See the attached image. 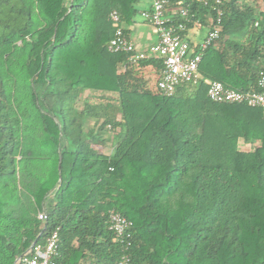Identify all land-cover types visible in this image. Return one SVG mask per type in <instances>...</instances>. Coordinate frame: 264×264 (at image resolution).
Masks as SVG:
<instances>
[{
    "label": "trees",
    "instance_id": "16d2710c",
    "mask_svg": "<svg viewBox=\"0 0 264 264\" xmlns=\"http://www.w3.org/2000/svg\"><path fill=\"white\" fill-rule=\"evenodd\" d=\"M250 1L169 0L184 33L222 14L203 79L165 95L160 58L107 48L140 0H0V264L56 228L58 264H119L110 209L131 221L129 264H264V106L213 101L204 81L257 89L264 0ZM131 64L158 70L154 89ZM87 89L116 96L78 108Z\"/></svg>",
    "mask_w": 264,
    "mask_h": 264
},
{
    "label": "built area",
    "instance_id": "2783aa9c",
    "mask_svg": "<svg viewBox=\"0 0 264 264\" xmlns=\"http://www.w3.org/2000/svg\"><path fill=\"white\" fill-rule=\"evenodd\" d=\"M204 5L220 4L221 0H198ZM169 0H151L150 9L141 11V15L147 20L154 33L155 42L146 48H139L133 39L124 33L121 27H117L107 48L111 52H125L129 61H136L143 58L156 57L162 61L160 77L157 81V88L165 95L175 92L179 84H196L203 79L199 71L201 54L219 35V24L222 11L216 9V21L205 37L200 41L197 52L191 53L190 41L185 37V24L182 21H174L166 14ZM180 4V2H179ZM178 14L186 18V9L180 7L176 10ZM176 13V12H175ZM174 13V14H175ZM112 18L117 20L113 13ZM206 83V94L209 99L216 102L245 103L249 106H264V72H260L257 81V89L253 91H240L225 86L215 79H204ZM39 219L46 218L43 212H38ZM108 229L113 234V240L123 245V254L119 264H129L130 256L128 248L129 228L131 221L114 209L107 213ZM58 255V228L50 232L42 243L33 244L24 254L20 256V264H58L55 257Z\"/></svg>",
    "mask_w": 264,
    "mask_h": 264
},
{
    "label": "crops",
    "instance_id": "0c3cea01",
    "mask_svg": "<svg viewBox=\"0 0 264 264\" xmlns=\"http://www.w3.org/2000/svg\"><path fill=\"white\" fill-rule=\"evenodd\" d=\"M151 0H140V12L139 16L133 21V23L126 26V30L133 41L137 44L139 48H146L149 44L155 42L156 34L154 33L150 23L143 18L141 15V11H146L150 9ZM176 12V8L174 6H168L167 14L174 15ZM210 30V18L209 16H205L203 20H199L196 23H193L189 27H187L184 35L190 41L192 46H196L202 41L205 37L207 32ZM193 47V48H194ZM131 71L134 75L140 77L142 79L141 84L144 90H151L154 89L155 80L158 76V70L155 67L150 65L147 66H140L138 64H131L130 66ZM84 93H91L92 95H98L101 97L112 96L109 92H101V91H93V90H85ZM81 95V96H82ZM110 134V135H109ZM112 133L109 132L108 136H111ZM109 143L110 148L108 150L107 144ZM101 146L103 152L105 154H109L112 151V143L109 141ZM20 257L16 260V263H20Z\"/></svg>",
    "mask_w": 264,
    "mask_h": 264
},
{
    "label": "rangeland",
    "instance_id": "374dc122",
    "mask_svg": "<svg viewBox=\"0 0 264 264\" xmlns=\"http://www.w3.org/2000/svg\"><path fill=\"white\" fill-rule=\"evenodd\" d=\"M258 1H260V0H258ZM247 2H249V3H251V1L250 0H247ZM261 2V1H260ZM139 15H137V17H138ZM109 93H111L112 94V96H116V93H114V92H109ZM103 97H101V96H98V95H92L91 93H84V95H82L81 97H80V99L77 101V107L78 108H80V107H82V104H83V102L84 101H91V102H95V101H100L101 99H102ZM110 135V134H109ZM108 143V142H107ZM107 147H108V150H109V148H110V145H109V143L107 144ZM240 148H242V149H246V148H248V146L247 145H244V144H242V143H240Z\"/></svg>",
    "mask_w": 264,
    "mask_h": 264
}]
</instances>
